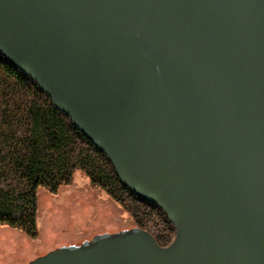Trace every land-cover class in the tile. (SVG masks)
I'll use <instances>...</instances> for the list:
<instances>
[{
  "label": "water",
  "instance_id": "1",
  "mask_svg": "<svg viewBox=\"0 0 264 264\" xmlns=\"http://www.w3.org/2000/svg\"><path fill=\"white\" fill-rule=\"evenodd\" d=\"M0 56L174 229L26 264H264V0H0Z\"/></svg>",
  "mask_w": 264,
  "mask_h": 264
},
{
  "label": "rangeland",
  "instance_id": "2",
  "mask_svg": "<svg viewBox=\"0 0 264 264\" xmlns=\"http://www.w3.org/2000/svg\"><path fill=\"white\" fill-rule=\"evenodd\" d=\"M26 127L15 128L8 146L0 149V197L10 201L11 217L24 224L31 231L26 211L29 209L28 185L24 175L16 167V155L24 152L17 139L27 138ZM23 136V137H22ZM68 168L52 167L53 177L68 180L73 167L93 175L100 185L120 204L107 199L96 188H89L88 182L78 173L74 184L62 185L58 195L51 196L44 190L38 193L36 228L39 238L31 241L24 233L0 226V264H26L39 255L62 246L78 245L84 240L102 233H117L130 230L138 223L143 230L152 234L162 246L174 238V230L161 210L133 197L114 179L112 167L85 143L75 141L68 149ZM69 174V173H68Z\"/></svg>",
  "mask_w": 264,
  "mask_h": 264
},
{
  "label": "trees",
  "instance_id": "3",
  "mask_svg": "<svg viewBox=\"0 0 264 264\" xmlns=\"http://www.w3.org/2000/svg\"><path fill=\"white\" fill-rule=\"evenodd\" d=\"M19 127H26L28 137L17 139L24 152L16 155L14 167L24 175L28 185L29 209L26 211V217L29 219L28 225L31 231L23 228L24 224L11 217V209L7 206L11 202H7L3 197H0V226L21 231L31 241L38 240L36 218L39 191L44 190L51 196L58 195V190L62 185L67 183L72 186L74 184V176L77 173L88 182V185L83 184V187L96 188L119 204L93 175L78 170L76 167H73L68 172L69 174H63L67 175L68 180L66 181L64 177H53L50 172L52 167L59 165L63 172L69 167L67 151L75 141L85 143L93 152L104 158L111 167L112 165L103 153L75 129L66 114L54 108L51 99L39 89L31 78L0 56V149L2 151H5L4 148L6 145L8 146V141L14 137L12 135H14L15 128ZM12 147L10 145L7 148ZM112 171L115 181L132 196H135L120 183L113 168Z\"/></svg>",
  "mask_w": 264,
  "mask_h": 264
},
{
  "label": "flooded vegetation",
  "instance_id": "4",
  "mask_svg": "<svg viewBox=\"0 0 264 264\" xmlns=\"http://www.w3.org/2000/svg\"><path fill=\"white\" fill-rule=\"evenodd\" d=\"M100 193H104V192H100ZM105 194V193H104ZM106 196H107V194H105ZM133 197H135V198H137V199H139V200H141V201H143V202H146V201H144V200H142V199H140V198H138V197H136V196H133ZM107 199H110L108 196H107ZM113 201V200H112ZM114 202V201H113ZM115 203V202H114ZM147 204H149V205H151V206H153L154 208H156V209H159L158 207H156L155 205H153V204H151V203H149V202H146ZM117 205V207L118 208H120L119 207V204H116ZM160 210V209H159ZM170 224V223H169ZM171 225V224H170ZM135 227H140L139 225H137L136 223H135ZM171 227L173 228V226L171 225ZM92 239V238H91ZM91 239H89V240H91ZM88 240V241H89ZM84 241H86V240H84ZM83 241V242H84ZM158 241V240H157ZM159 242V241H158ZM82 243V242H81ZM80 243V244H81ZM160 243V242H159ZM80 244H78V245H80ZM161 244V243H160ZM77 245V244H76Z\"/></svg>",
  "mask_w": 264,
  "mask_h": 264
}]
</instances>
